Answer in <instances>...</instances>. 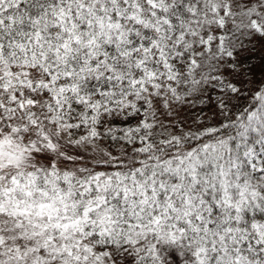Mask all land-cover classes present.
Returning a JSON list of instances; mask_svg holds the SVG:
<instances>
[{
    "label": "snow or ice",
    "instance_id": "obj_1",
    "mask_svg": "<svg viewBox=\"0 0 264 264\" xmlns=\"http://www.w3.org/2000/svg\"><path fill=\"white\" fill-rule=\"evenodd\" d=\"M0 264H264V0H0Z\"/></svg>",
    "mask_w": 264,
    "mask_h": 264
}]
</instances>
